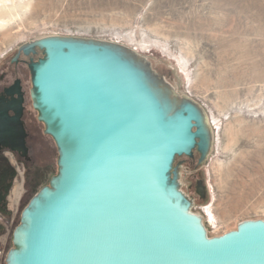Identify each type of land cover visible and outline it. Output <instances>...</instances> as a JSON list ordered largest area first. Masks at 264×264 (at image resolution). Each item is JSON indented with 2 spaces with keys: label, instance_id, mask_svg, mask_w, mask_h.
Here are the masks:
<instances>
[{
  "label": "water",
  "instance_id": "water-1",
  "mask_svg": "<svg viewBox=\"0 0 264 264\" xmlns=\"http://www.w3.org/2000/svg\"><path fill=\"white\" fill-rule=\"evenodd\" d=\"M34 46L46 54L29 64L32 96L59 170L22 211L6 264H264L263 219L209 237L181 190L176 157L197 150L202 164L212 147L201 106L122 45L51 36L21 49Z\"/></svg>",
  "mask_w": 264,
  "mask_h": 264
},
{
  "label": "rangeland",
  "instance_id": "rangeland-1",
  "mask_svg": "<svg viewBox=\"0 0 264 264\" xmlns=\"http://www.w3.org/2000/svg\"><path fill=\"white\" fill-rule=\"evenodd\" d=\"M0 17L10 21L0 29V65L12 55L6 52L51 36L122 45L148 62L211 125L205 162L198 164V153L174 164L208 236L264 220V0H0ZM49 143L37 156L40 175L16 167L12 212L0 213V264L15 248L22 211L57 175L59 152L52 137Z\"/></svg>",
  "mask_w": 264,
  "mask_h": 264
},
{
  "label": "flooded vegetation",
  "instance_id": "flooded-vegetation-1",
  "mask_svg": "<svg viewBox=\"0 0 264 264\" xmlns=\"http://www.w3.org/2000/svg\"><path fill=\"white\" fill-rule=\"evenodd\" d=\"M22 46L15 51L6 52L5 54L12 55L0 65V213L4 216L12 212V209H7V199L9 202L12 200L10 193L13 188V174L16 173V167L20 166L19 162L23 168H33L34 174L40 175L43 161L37 156L47 154L50 149L51 136L47 134L46 126L35 108L29 68L31 62L39 61L46 53L38 46L26 52L21 49ZM25 79L30 80L29 89L26 87ZM17 80H20L23 100L21 106L16 104L13 107V98H19L18 93L13 94V86ZM18 116L25 133L22 144L16 139L21 135L15 136L17 132L19 133L18 126L13 124V118ZM3 228L4 226L0 224V232Z\"/></svg>",
  "mask_w": 264,
  "mask_h": 264
},
{
  "label": "bare ground",
  "instance_id": "bare-ground-1",
  "mask_svg": "<svg viewBox=\"0 0 264 264\" xmlns=\"http://www.w3.org/2000/svg\"><path fill=\"white\" fill-rule=\"evenodd\" d=\"M15 2V1H14ZM13 2V3H14ZM26 3V2H25ZM21 4H23V3H21ZM27 4V3H26ZM15 5V4H14ZM20 5V4H19ZM4 6V5H3ZM27 6V5H26ZM7 7H10V6H8L7 5ZM23 8H25L24 6H23ZM28 7H26V9H27ZM3 9V8H2ZM21 10V9H20ZM24 10V9H23ZM4 11H5V7H4ZM13 11H15V10H13ZM21 12V11H20ZM5 13V12H4ZM2 14V13H1ZM12 20V19H11ZM9 20H7V18H2V17H0V29L1 30H5L6 29V27H7V25L9 24ZM6 35H8V34H6ZM9 36V35H8ZM173 93H175V91H172ZM176 94V93H175ZM177 95V94H176ZM180 98V97H179ZM181 99V98H180ZM206 122L208 123V125H209V127H210V129H211V125H210V123H209V121L207 120V115H206ZM212 142H213V137H212ZM247 221V220H246ZM237 227H238V225H237ZM237 229V228H236ZM235 229V230H236ZM208 234V233H207Z\"/></svg>",
  "mask_w": 264,
  "mask_h": 264
},
{
  "label": "trees",
  "instance_id": "trees-1",
  "mask_svg": "<svg viewBox=\"0 0 264 264\" xmlns=\"http://www.w3.org/2000/svg\"><path fill=\"white\" fill-rule=\"evenodd\" d=\"M194 152H195V155L198 154L197 150H195ZM186 157H187V156H186ZM178 158H180V157H176V159H175V163H174V164H176V160H177ZM58 170H59V168H58ZM57 174H58V172H57ZM13 175H14V174H13ZM49 182H50V181H49Z\"/></svg>",
  "mask_w": 264,
  "mask_h": 264
}]
</instances>
